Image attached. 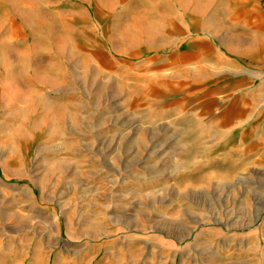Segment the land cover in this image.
<instances>
[{
	"label": "rangeland",
	"instance_id": "374dc122",
	"mask_svg": "<svg viewBox=\"0 0 264 264\" xmlns=\"http://www.w3.org/2000/svg\"><path fill=\"white\" fill-rule=\"evenodd\" d=\"M6 1L0 264H262L247 248L262 208L245 187L176 179L181 141L138 121L95 1L18 11L27 25Z\"/></svg>",
	"mask_w": 264,
	"mask_h": 264
},
{
	"label": "crops",
	"instance_id": "0c3cea01",
	"mask_svg": "<svg viewBox=\"0 0 264 264\" xmlns=\"http://www.w3.org/2000/svg\"><path fill=\"white\" fill-rule=\"evenodd\" d=\"M94 1L138 121L151 137L181 141L176 179L185 185L245 187L262 208L247 248L264 261V0ZM65 4L12 0L13 24L27 25L18 11Z\"/></svg>",
	"mask_w": 264,
	"mask_h": 264
}]
</instances>
